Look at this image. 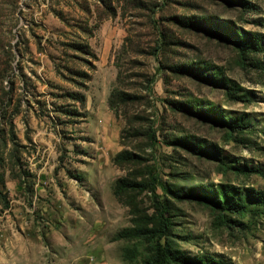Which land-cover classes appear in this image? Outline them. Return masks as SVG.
<instances>
[{"label":"rangeland","instance_id":"1","mask_svg":"<svg viewBox=\"0 0 264 264\" xmlns=\"http://www.w3.org/2000/svg\"><path fill=\"white\" fill-rule=\"evenodd\" d=\"M158 247L264 264V0H0V264Z\"/></svg>","mask_w":264,"mask_h":264},{"label":"trees","instance_id":"2","mask_svg":"<svg viewBox=\"0 0 264 264\" xmlns=\"http://www.w3.org/2000/svg\"><path fill=\"white\" fill-rule=\"evenodd\" d=\"M157 210L161 211V214H162L161 219L159 221V234L162 235L166 233L167 228H168V223L163 217V207L158 205ZM171 260H177L179 262H184L185 260H188V259L184 258L183 255L172 252L168 249H161L160 247L156 249V264H167ZM199 262L191 263V264H199ZM210 264H221V263L211 262Z\"/></svg>","mask_w":264,"mask_h":264}]
</instances>
